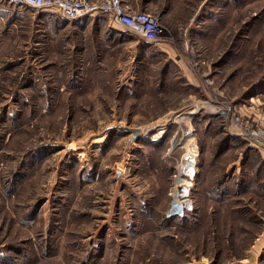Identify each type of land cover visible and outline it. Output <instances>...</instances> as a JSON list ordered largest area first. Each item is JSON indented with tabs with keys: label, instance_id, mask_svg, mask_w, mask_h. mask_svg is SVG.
<instances>
[{
	"label": "rangeland",
	"instance_id": "374dc122",
	"mask_svg": "<svg viewBox=\"0 0 264 264\" xmlns=\"http://www.w3.org/2000/svg\"><path fill=\"white\" fill-rule=\"evenodd\" d=\"M125 1L162 39L0 2V264H264V0Z\"/></svg>",
	"mask_w": 264,
	"mask_h": 264
},
{
	"label": "built area",
	"instance_id": "2783aa9c",
	"mask_svg": "<svg viewBox=\"0 0 264 264\" xmlns=\"http://www.w3.org/2000/svg\"><path fill=\"white\" fill-rule=\"evenodd\" d=\"M0 2L34 12L56 13L68 22L87 17L104 16L112 26L122 28L149 44L158 42L163 35L157 18L146 12L130 11L122 4L121 0H0ZM244 132V130L240 131L238 135L251 142L253 146H257V137L264 140L260 134L252 132L249 136ZM186 160L187 162H184L185 157H183L181 163H183V167H186L187 163L189 168L186 172L180 169L176 178L181 182L179 185L184 186L183 194L187 198L193 188H189L188 185L193 184L194 186L195 182L196 154H191V158ZM187 188L190 189L189 192H187Z\"/></svg>",
	"mask_w": 264,
	"mask_h": 264
},
{
	"label": "bare ground",
	"instance_id": "6f19581e",
	"mask_svg": "<svg viewBox=\"0 0 264 264\" xmlns=\"http://www.w3.org/2000/svg\"><path fill=\"white\" fill-rule=\"evenodd\" d=\"M177 122V121H176ZM187 147V146H186ZM191 148V147H190ZM187 150V149H186ZM191 152H187V153H185V157H186V159H189V158H191ZM193 155V154H192ZM185 159V162H187V160ZM189 164V163H188ZM186 166H187V163H186ZM185 167H182L181 168V170L184 172V170L186 171V169H184ZM189 168V167H188ZM184 169V170H183ZM180 170V169H179ZM183 187V186H182ZM182 187H181V185H179L178 186V184H177V189H176V198L178 199V198H182V200L183 199H185V195L183 194V190H182ZM188 187H190V184L188 185ZM188 189V188H187ZM182 202V201H181Z\"/></svg>",
	"mask_w": 264,
	"mask_h": 264
},
{
	"label": "crops",
	"instance_id": "0c3cea01",
	"mask_svg": "<svg viewBox=\"0 0 264 264\" xmlns=\"http://www.w3.org/2000/svg\"><path fill=\"white\" fill-rule=\"evenodd\" d=\"M122 1V4L128 9V10H130V11H133L134 10V8L131 6V5H128L127 3H126V1L125 0H121ZM147 3V2H146ZM145 3V4H146ZM148 4H150V3H148ZM138 6V5H137ZM38 13H40L41 15L43 14V15H46L47 13H44V12H38ZM81 20V19H80ZM78 21V20H77ZM69 25V24H68ZM73 25H75L74 23H73ZM84 25V30H86V29H88L91 25H92V22L90 23V22H87L86 24H81V26H83ZM112 28H114L113 26H111Z\"/></svg>",
	"mask_w": 264,
	"mask_h": 264
},
{
	"label": "water",
	"instance_id": "95a60500",
	"mask_svg": "<svg viewBox=\"0 0 264 264\" xmlns=\"http://www.w3.org/2000/svg\"><path fill=\"white\" fill-rule=\"evenodd\" d=\"M67 147V146H66ZM68 149H70V148H68Z\"/></svg>",
	"mask_w": 264,
	"mask_h": 264
},
{
	"label": "trees",
	"instance_id": "16d2710c",
	"mask_svg": "<svg viewBox=\"0 0 264 264\" xmlns=\"http://www.w3.org/2000/svg\"><path fill=\"white\" fill-rule=\"evenodd\" d=\"M185 217V216H184ZM183 218V217H182Z\"/></svg>",
	"mask_w": 264,
	"mask_h": 264
}]
</instances>
